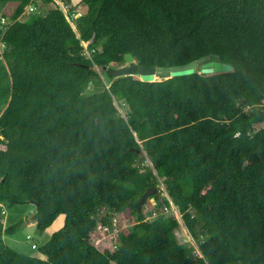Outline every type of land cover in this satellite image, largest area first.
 Instances as JSON below:
<instances>
[{
	"label": "trees",
	"instance_id": "16d2710c",
	"mask_svg": "<svg viewBox=\"0 0 264 264\" xmlns=\"http://www.w3.org/2000/svg\"><path fill=\"white\" fill-rule=\"evenodd\" d=\"M61 1L67 15L21 21L33 1L0 0L17 3L0 28V216L32 203L43 233L65 215L46 259L8 247L17 226L0 220V264H264V0ZM128 53L157 68L218 55L233 69L107 82L94 68ZM161 184L201 256L175 238L176 217L138 209L155 190L145 203L170 205ZM112 214L136 221L100 251L91 237Z\"/></svg>",
	"mask_w": 264,
	"mask_h": 264
},
{
	"label": "rangeland",
	"instance_id": "374dc122",
	"mask_svg": "<svg viewBox=\"0 0 264 264\" xmlns=\"http://www.w3.org/2000/svg\"><path fill=\"white\" fill-rule=\"evenodd\" d=\"M36 5L38 7V11L31 12V13H24L20 20L25 21L32 16H35L36 18H39L35 14H39L40 11L47 12L49 9L55 8L56 6H60L61 9L65 11L67 14L68 9L71 8V5H65L60 0H55L54 3L51 4H43L41 0H36ZM17 7L16 2H9L5 4L4 6H0V28L3 27L2 21L3 19H6L8 21V18L11 17V14L15 11ZM85 6H80L77 9H75V14L73 15L74 19H77L82 13H84L86 10ZM79 12V13H77ZM73 27L77 31L75 22L73 23ZM78 32V31H77ZM88 43H85L84 47H87ZM2 46L0 42V47ZM2 48H0V52ZM116 65L114 64V67ZM98 73H100L103 78L104 74L101 68L96 67L95 68ZM136 78H139L136 76ZM105 79V78H104ZM89 92L93 93V89L90 88L88 90ZM264 103V101H263ZM117 104V103H116ZM264 105V104H263ZM247 107L246 109H248ZM123 114H125V111L121 110ZM254 128L258 131L261 128H264V123H260L258 125H255ZM145 163L149 164L150 160L146 157ZM151 164V163H150ZM160 189L164 191V193L161 194V196L166 195L165 193V187L163 184L160 185ZM154 207L153 209L151 208ZM151 205L148 203H144L142 207V212L146 219L150 220L153 218H148V215H150L151 211L156 210L158 214L160 215V209L156 206V202L151 199ZM4 214L0 216V220L3 223V226L11 227V226H17V230L13 234H4V242L5 244L10 247L11 249L23 253L26 255H30L33 257H38L41 259H46L44 255H42L39 252V248L47 243L49 239L51 238L52 234L50 231L46 230L43 233L40 232L37 229V222L35 218L36 214V206L32 203H24V204H14V205H5L3 207ZM104 215V213H100V216ZM177 218L179 225L177 229L174 231V236L177 239L179 243L184 244L186 247H193L195 252L198 253L201 256V253L198 249V245L195 241V238L192 236L191 232L189 231L187 225L185 224L183 220V215H178L177 213L170 214ZM169 215V216H170ZM194 213H192V216L194 217ZM167 216V215H166ZM99 221V218H98ZM136 221L135 216H131V214L124 215V214H112V217L110 218V225L109 230L110 233L103 232V238H93L91 237L92 242L94 245H96L97 249L100 251H104L106 249L110 251H114L116 249V246L119 242V231L121 229H127L130 226L134 225ZM99 226H103V224L99 223ZM197 232L198 227L196 226ZM55 233V232H54ZM96 241H99L101 243H96ZM36 245L37 247L34 248L33 245Z\"/></svg>",
	"mask_w": 264,
	"mask_h": 264
},
{
	"label": "water",
	"instance_id": "95a60500",
	"mask_svg": "<svg viewBox=\"0 0 264 264\" xmlns=\"http://www.w3.org/2000/svg\"><path fill=\"white\" fill-rule=\"evenodd\" d=\"M215 59V60H213ZM219 56H204L196 61L188 64L174 67H150L142 66L137 63L131 54L124 56V65L119 67L102 66L105 81L109 82L111 78L120 77H139L143 82H156L172 79L175 77L188 76L194 74L199 69V74L211 75L220 72H229L233 67L229 64L223 63L218 60ZM155 190L154 192H156ZM154 192L145 193L144 197L138 202V209L146 202L150 194ZM36 218V216H35Z\"/></svg>",
	"mask_w": 264,
	"mask_h": 264
},
{
	"label": "built area",
	"instance_id": "2783aa9c",
	"mask_svg": "<svg viewBox=\"0 0 264 264\" xmlns=\"http://www.w3.org/2000/svg\"><path fill=\"white\" fill-rule=\"evenodd\" d=\"M28 10H29L30 12H33V11L36 10V6L34 5V3H31V4L28 6ZM2 24H3V25H6V24H7L6 21H5V19H3ZM166 197L169 199L168 196H166ZM169 200H170V199H169ZM153 201H155V200L153 199ZM155 202H156V201H155ZM156 206H157V203H156ZM160 210H161V211H160V214H162V215H167V216H169V215L172 214V213H177L178 215H181V216H182V214L180 213L178 207H177L176 205H174V203H173L171 200H170V205H169V206H168V205H163V206L161 207ZM157 217H158V212H157L156 210L151 211L150 215H148V218H153V219H155V218H157ZM192 217H193V216H192ZM98 229H99L100 235H98V236H94L93 238H96V239L99 238V237H100V238H103V237H104V236H103V232L110 233L109 225L99 226ZM96 243H101V242L96 241ZM33 247L36 248L37 246L34 244Z\"/></svg>",
	"mask_w": 264,
	"mask_h": 264
},
{
	"label": "clouds",
	"instance_id": "9594fccd",
	"mask_svg": "<svg viewBox=\"0 0 264 264\" xmlns=\"http://www.w3.org/2000/svg\"><path fill=\"white\" fill-rule=\"evenodd\" d=\"M32 1H33L32 3H34V5L36 6V10H35V11L37 12V11H38V7H37V5H36V0H32ZM41 1H42V0H41ZM60 1H61V0H60ZM61 2H63V1H61ZM42 3H43V2H42ZM29 5H30V4H29ZM29 5H28V6H29ZM28 6L26 7V10H25L24 13H31V12L28 10ZM59 7H60V6H59ZM62 10H63V9H62ZM35 11H33V12H35ZM63 11H64V10H63ZM68 11H69V9H68ZM68 11H67V12H68ZM64 13H65V11H64ZM77 13H79V12H77ZM65 14H66V13H65ZM67 14H68V13H67ZM67 14H66V15H67ZM67 17H68V16H67ZM20 18H21V17H20ZM68 20L70 21L69 18H68ZM5 21H6L7 24L10 23V22H8L6 19H5ZM7 24H6V25H7ZM2 25H3V24H2ZM71 25L73 26L72 22H71ZM3 26H5V25H3ZM73 28H74V27H73ZM74 30H75V28H74ZM75 31H76V30H75ZM85 43H86V42H82L83 46L85 45ZM89 44H90V42H88V45H89ZM88 45H87V47H84L85 50H86V54H87V55H89V52H88V49H87V48H88ZM114 64L116 65V64H118V63H112L110 66H114ZM96 67H98V66H94V68H96ZM98 68H99V67H98ZM100 68H101V67H100ZM95 70H96V69H95ZM263 104H264V103H263ZM263 104H260V105H263ZM256 125H258V124H256ZM254 126H255V125H254ZM254 130L257 131L255 128H254ZM165 193H166V195H163V196H164V197H166V196L169 197V195L167 194V192H165ZM166 198H167V197H166ZM153 199H154V198H153ZM167 199H168V198H167ZM169 199H170V197H169ZM169 199H168V200H169ZM154 200H155V199H154ZM170 200H171V199H170ZM170 200H169V201H170ZM174 205H175V204H174ZM178 209H179V208H178ZM179 211H180V210H179ZM189 212H190L191 214L194 213L193 210H192L191 208L189 209ZM4 213H5V212H4V209H3L2 214H4ZM180 213H181V212H180ZM181 214H182V213H181ZM146 220H148V219H146ZM150 220H153V219H150ZM95 246H96V245H95ZM96 248H97V247H96ZM199 251H200V250H199Z\"/></svg>",
	"mask_w": 264,
	"mask_h": 264
},
{
	"label": "crops",
	"instance_id": "0c3cea01",
	"mask_svg": "<svg viewBox=\"0 0 264 264\" xmlns=\"http://www.w3.org/2000/svg\"><path fill=\"white\" fill-rule=\"evenodd\" d=\"M64 223H65V215L62 214L58 216L57 219L53 222V224L46 230L50 231L52 234L58 231L59 229H61L64 226Z\"/></svg>",
	"mask_w": 264,
	"mask_h": 264
},
{
	"label": "flooded vegetation",
	"instance_id": "af4514ba",
	"mask_svg": "<svg viewBox=\"0 0 264 264\" xmlns=\"http://www.w3.org/2000/svg\"><path fill=\"white\" fill-rule=\"evenodd\" d=\"M125 63H123V64H116V66L115 67H119V66H123Z\"/></svg>",
	"mask_w": 264,
	"mask_h": 264
}]
</instances>
